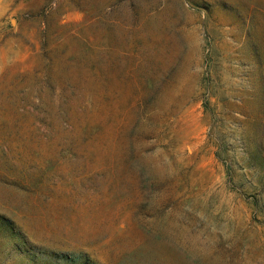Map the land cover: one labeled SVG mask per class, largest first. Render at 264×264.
I'll list each match as a JSON object with an SVG mask.
<instances>
[{
	"label": "rangeland",
	"instance_id": "1",
	"mask_svg": "<svg viewBox=\"0 0 264 264\" xmlns=\"http://www.w3.org/2000/svg\"><path fill=\"white\" fill-rule=\"evenodd\" d=\"M0 264H264V0H0Z\"/></svg>",
	"mask_w": 264,
	"mask_h": 264
}]
</instances>
